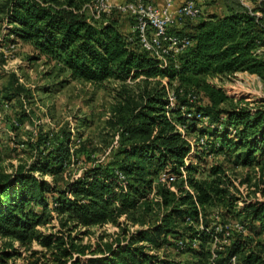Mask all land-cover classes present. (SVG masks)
I'll use <instances>...</instances> for the list:
<instances>
[{
	"label": "trees",
	"instance_id": "trees-1",
	"mask_svg": "<svg viewBox=\"0 0 264 264\" xmlns=\"http://www.w3.org/2000/svg\"><path fill=\"white\" fill-rule=\"evenodd\" d=\"M91 1L6 0L13 36L9 40L31 45L33 59L53 63L70 79L119 82L122 100L113 115L120 121L118 158L85 171L67 189H57L36 174L63 169L68 158L63 145L40 153L26 172L0 173V235L28 240L37 226L52 218L49 210L78 226H92L120 224L122 216L140 221V214L158 204L169 207L161 223L127 239L78 245L48 233L41 243L55 244L69 264H213L214 254L217 264H231L233 256L238 264H264V199H245L240 205L225 186L224 165L214 164L208 176L197 177L200 172L193 163L200 154L229 150L237 154V164L257 166V191L264 193V105L250 107L211 81L242 71L264 82V0H247L250 6L238 3L225 15L209 13L171 26V33L188 36L192 43L169 57L165 66L142 46L132 16L114 10L96 19L83 9ZM120 15L131 19L129 32L122 28ZM201 123L207 126L199 129ZM178 125L186 126L185 135ZM192 132L198 134L194 150ZM151 165L158 168V176L164 170L179 176L175 190L164 185L154 189ZM212 205L222 206L230 218L204 222L203 212ZM234 222L244 230L233 228L227 238L217 231V226ZM254 224L262 234L255 247L248 238ZM145 241L167 243L176 254L189 253L192 260L150 254Z\"/></svg>",
	"mask_w": 264,
	"mask_h": 264
},
{
	"label": "rangeland",
	"instance_id": "rangeland-1",
	"mask_svg": "<svg viewBox=\"0 0 264 264\" xmlns=\"http://www.w3.org/2000/svg\"><path fill=\"white\" fill-rule=\"evenodd\" d=\"M112 1L123 3L128 0ZM203 1L204 5L200 4L203 9L201 18L209 13L225 15L238 3L251 5L247 0ZM5 2L0 0V45L8 48L11 45L9 39L13 36L10 35L12 28L5 13ZM120 19L122 28L129 32L132 28L131 19L125 15H120ZM9 52L7 59L0 52V173L26 172L40 153L45 155L49 150L55 151L63 145L68 149L63 169L36 174L57 189H67L85 171L115 161L118 158L116 152L120 140V121L113 115L122 100L119 82L108 79L101 84H94L70 79L68 73L59 72L53 63L47 64L45 59H33V47L23 42H17L16 47ZM211 81L250 107L264 105V82L256 74L239 71ZM205 126L207 124L201 123L199 129ZM189 136L192 142H198L197 133L192 132ZM38 138L42 140L39 146L36 145ZM236 157L237 154L229 150L200 154V157L193 159L200 172L197 177L208 176L214 164H222L226 169L225 186H228V193L238 197L240 205L245 199H264V193L257 191L260 177L257 166L237 164ZM150 171L156 189L160 185L157 183L159 170L151 165ZM176 185H171L170 189L175 190ZM154 195L155 190L151 198ZM154 207L153 211L140 214V221L122 216L118 220L120 224L108 221L92 226H78L49 210L46 213H50L52 218L37 226L28 240L0 235V254L4 252L0 264H69L70 259L55 244L45 246L41 243L43 235L57 233L78 245L97 246L114 242L117 237L127 239L140 229L161 223L169 207L158 204ZM37 209L41 211V206H37ZM225 210L219 205L208 206L203 212V221L228 220L230 217H227ZM258 230V224L249 227L248 238H252L254 247L262 240ZM143 243L148 253L160 258L175 257L182 262L192 260L189 253L176 254L167 243L163 246L146 241Z\"/></svg>",
	"mask_w": 264,
	"mask_h": 264
},
{
	"label": "built area",
	"instance_id": "built-area-1",
	"mask_svg": "<svg viewBox=\"0 0 264 264\" xmlns=\"http://www.w3.org/2000/svg\"><path fill=\"white\" fill-rule=\"evenodd\" d=\"M163 1V5H159L156 0H128L123 3H114L111 0H92L83 9L96 19H99L103 14L109 15L114 10L132 16L136 21L135 29L138 31L142 46L165 66L169 57H175L192 43L188 36L171 33L169 31L170 27L175 24L181 25L188 18H199L203 13V9L198 0H185L179 5L175 4V0ZM15 47L16 44H11L8 48L0 45V52L7 59L10 56L9 51ZM174 104L175 95L171 91L169 93V105L173 106ZM188 116H191V114L189 113ZM198 117H201V115L198 114ZM178 128L183 135L186 134L185 125H178ZM200 143H204L203 138L200 139ZM191 144L194 150L196 145L192 141ZM188 161L186 159V162ZM181 171L182 177L186 179L185 168L182 167ZM120 177L123 178V175H120ZM178 179L179 176L175 173L164 170L158 176L157 183L170 187ZM185 187L192 191L186 181ZM233 228L244 230V226L241 223L234 222L226 223L224 226H217V231L224 232L227 238L232 233ZM214 240L218 242V236L215 235ZM214 257H212V263L217 264ZM231 264H238L236 256L232 257Z\"/></svg>",
	"mask_w": 264,
	"mask_h": 264
},
{
	"label": "crops",
	"instance_id": "crops-1",
	"mask_svg": "<svg viewBox=\"0 0 264 264\" xmlns=\"http://www.w3.org/2000/svg\"><path fill=\"white\" fill-rule=\"evenodd\" d=\"M112 1V0H111ZM185 0H175V4L176 5H179L180 3L184 2ZM200 4H203L204 5V1L203 0H198ZM113 2V1H112ZM156 2L159 4V5H163L164 1L163 0H156ZM204 8V6H203Z\"/></svg>",
	"mask_w": 264,
	"mask_h": 264
}]
</instances>
